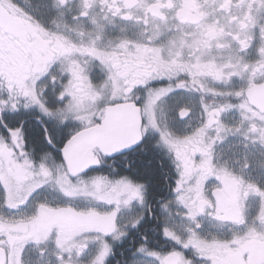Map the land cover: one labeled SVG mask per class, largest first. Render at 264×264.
<instances>
[{"label": "snow or ice", "instance_id": "snow-or-ice-1", "mask_svg": "<svg viewBox=\"0 0 264 264\" xmlns=\"http://www.w3.org/2000/svg\"><path fill=\"white\" fill-rule=\"evenodd\" d=\"M104 2L117 14H123V8L131 7L126 0L122 5H117L116 0ZM7 3L9 0H0V7ZM59 3L62 7L67 6V0H59ZM94 4L95 0H83L75 18L78 21L90 19ZM10 5L18 13L33 17L25 0H10ZM45 35H48L46 31ZM49 40L54 46L43 58L45 70L34 75L27 86H10L3 82L0 88V208L7 210V215H0V264H24L29 247L39 246L47 240L55 243L56 264H108L112 254L111 241L117 235L128 234L121 230V213L126 209L131 212L137 207L145 208L148 185L156 172L153 165L158 162L161 148L171 157L176 180L171 188L172 199L162 205L165 215L159 218V230L174 246L165 252L158 251L148 245L145 236L144 242L133 253L132 264H192L189 253L206 264H216L203 246L204 220L243 228L244 232L235 236V241L251 234L246 214L239 215L237 209H230L224 203V194L231 187L228 177L233 184L244 185V190L259 198L260 219L264 221V184L245 181L242 175L243 170L251 167V161L245 157L241 174L234 170L230 172L225 166H215L217 144L225 142L229 135L249 137L251 134L264 140V108L253 111L250 96L246 94L253 87L264 88V83L257 78V74L264 77V47L259 49L260 59L254 64L244 61L241 56L235 64H213L209 69L199 58L191 65H180L177 60L170 59L159 67L149 68L137 82L125 74L124 65L114 63L111 54L99 50L95 44L83 48L56 34L49 36ZM129 43L135 44L138 55L161 51L154 44L142 46L126 40H122L117 49H125ZM65 52L88 54L105 65L107 82H119L118 98L106 100L102 90L96 88L91 77L79 67H60L57 57ZM57 70L60 71L59 78L55 74ZM180 72L190 74L192 86L201 92L199 99L185 98L184 93L192 88L180 80ZM244 72L249 73L248 84L232 92L206 89L201 80L202 76L209 75L222 82L236 76L243 78ZM173 77L177 81L175 87L154 86L156 81ZM138 89L144 94L137 96ZM207 95L227 99L209 104L205 99ZM170 97L177 98L169 104ZM233 99L238 103L231 102ZM116 105H126L139 116L135 134L113 147L90 145L84 157L74 163L73 147L83 142L89 133L104 135L110 126V112ZM195 106L201 109L200 123L185 139L193 142L194 151L202 157L197 172L199 183L190 181L187 155L160 123L161 119L165 122L170 119L172 124H188ZM233 109H239L243 119L230 127L224 115ZM245 121H249L246 130ZM210 129H214V136L207 135ZM30 140L34 145L32 152L27 150ZM117 160L124 163L123 170L103 171L107 162ZM260 167L264 168V162ZM212 175L222 183L209 189ZM49 189L54 190L62 201L86 199L91 201V206L77 208L71 203H52L43 198ZM172 204L182 210L181 219L188 224L186 232L178 233L172 226L171 217L167 215ZM29 206L33 211L24 215L23 210ZM150 211L148 206L125 228H139ZM53 215H71L85 223L75 233L62 227L38 231L39 225ZM93 219L100 221L102 226L89 227L86 221ZM90 233L94 235L89 236ZM89 240L96 245L95 255L91 258H88ZM144 257L149 259L144 260Z\"/></svg>", "mask_w": 264, "mask_h": 264}, {"label": "flooded vegetation", "instance_id": "flooded-vegetation-1", "mask_svg": "<svg viewBox=\"0 0 264 264\" xmlns=\"http://www.w3.org/2000/svg\"><path fill=\"white\" fill-rule=\"evenodd\" d=\"M116 2L117 5H122L125 0H116ZM126 2L131 7L123 8V14H117L114 8L106 6L104 0H95L94 7L90 10V19L78 21L75 17L80 12L83 0H67L66 7H62L59 0H25V6L33 13L34 18L18 13L14 6L10 5L9 0V3L0 7V88L3 87V82H7L10 86H27L34 75L45 70L46 65L42 61L48 49L54 46L49 40L52 34L67 38L83 48L95 44L99 50L111 54L114 63L124 65L125 74L130 75L132 80L137 82L149 68L159 67L162 62L166 64L170 59L177 60L180 65H191L199 58L200 63L207 65L209 69L213 64L221 65L229 62L235 64L241 56L250 64L260 59L259 49L264 47V31H262L264 0H126ZM45 31L48 35H45ZM122 40L142 46L154 44L161 51L138 55L134 43H129L125 49H117V45ZM242 48L245 50L242 51ZM57 60L60 67L73 65L82 69L91 77L95 87L102 90L106 100L118 98L116 89L120 86L119 82H107V67L93 59L91 55L65 52L64 55L58 56ZM55 74L59 78L60 71L57 70ZM242 75L243 78L236 76L222 82L209 75L202 76L201 80L206 89L232 92L248 84L249 73L244 72ZM179 77L192 88V91L184 93L185 98L199 99L201 92L192 86L190 74L180 72ZM257 78L264 83V77L257 74ZM129 82L125 81V83ZM176 83L175 77L171 80L165 78L163 82H154V86L175 87ZM136 94L141 96L144 93L142 89H138ZM246 94L250 96V107L253 111L264 108V88L253 87ZM176 98L170 97L168 103L171 104ZM205 99L207 103L214 104L222 103L227 98L207 95ZM231 102L238 103L235 99ZM111 115L115 123L121 121V124L129 126L139 123V116L126 105H116L111 110ZM249 115L252 113L250 112ZM125 116L131 119L123 118ZM200 116L201 109L195 106L188 124L179 122L172 124L170 119L168 122L161 119L160 122L161 127L181 145L180 150L187 155L189 178L196 183H199L197 172L202 157L194 151L193 142L186 141L185 138L190 137L199 125ZM242 119L239 109H233L224 115V120L230 127L238 125ZM256 123L259 124L260 121L257 119ZM248 125L249 121H245V130ZM207 135L214 136V129H210ZM238 136L239 142L236 145L239 149V157L235 161L226 160L218 154V143L215 151V166H225L228 171L234 170L236 174H241V166L247 157L251 161V167L243 170L244 180L264 184V168L260 167L261 162H264V140L251 134L249 137L243 134ZM118 138L116 129L111 130L109 138L107 135L105 137V134L103 137H97V144L107 147L117 146ZM104 141L110 144H103ZM90 143L91 141L87 139L78 144L85 152ZM33 148L34 145L30 140L27 150L32 152ZM36 155L38 158V154ZM157 160L165 171L167 188L157 196L150 197L148 185L145 208L137 207L131 212L126 209L121 213L119 221L121 230H126L128 234L123 237L117 235L111 241L112 254L108 264H132L133 253L144 242L145 236L148 245L158 251L165 252L174 246L172 241L165 239L160 233L159 218L165 215L163 203L172 199L171 188L176 180V173L172 167L171 157L164 148L159 150ZM124 167V163L120 160L115 163L109 161L103 171L109 173L114 168L123 170ZM227 179L231 187L224 194V203L230 209H237L239 215L246 214L251 234L243 235L239 241H235L234 237L241 235L244 232L243 228L235 224L209 223L204 220L205 227L201 233L203 246L216 264H264V221L260 219V200L244 190V185L233 184L231 177ZM220 183L222 181L212 175L211 183L207 187L212 189ZM56 195L54 190L49 189L44 193L43 198L52 203H71L77 208H79L77 203H81L83 208L84 202H91L86 199L62 201L58 196L59 201ZM148 206L151 211L139 228H125L134 216L146 211ZM32 211V206H29L23 210V214L28 215ZM181 211L172 204L167 213L178 233L186 232L188 227L187 222L181 219ZM0 215H7V210L0 208ZM82 223L85 222L71 215H53L39 225L38 231L62 227L65 231L75 233ZM86 223L94 224L91 220ZM100 226H102L101 222L97 220V227ZM42 246L43 244L30 246L27 252L34 251L32 253L39 254L41 252H38V249ZM95 252L96 248L93 252L88 251V258L94 256ZM189 258L192 264H206L205 261L196 259L193 253H189Z\"/></svg>", "mask_w": 264, "mask_h": 264}, {"label": "rangeland", "instance_id": "rangeland-1", "mask_svg": "<svg viewBox=\"0 0 264 264\" xmlns=\"http://www.w3.org/2000/svg\"><path fill=\"white\" fill-rule=\"evenodd\" d=\"M237 142H239L238 134L229 135L225 142L219 143L218 154L222 155L228 161H235L239 157L238 156L239 149L238 146L236 145ZM56 196H57L56 197L57 200H59L58 194ZM84 203L85 204L83 208H88L91 206V202H84ZM77 206L81 208V203H77ZM91 221L94 222V224H89L88 226L97 227V220L93 219ZM79 227L80 226H78V228ZM88 243H89L88 251L93 252L94 249L96 248V245L94 243H91L90 240ZM42 244L43 246L38 249V252L41 253L36 254V253H32L34 251H30L25 254L24 264H56L57 249L55 243L52 240H47L45 243Z\"/></svg>", "mask_w": 264, "mask_h": 264}, {"label": "water", "instance_id": "water-1", "mask_svg": "<svg viewBox=\"0 0 264 264\" xmlns=\"http://www.w3.org/2000/svg\"><path fill=\"white\" fill-rule=\"evenodd\" d=\"M119 113H124V112H119ZM123 118H126V119H131V117H123ZM109 119H110V126H109V129L108 131L105 133V137L107 135V138L110 137V134H111V130H115L117 131V134H118V140H117V143L118 144H121L122 142H124L126 139L130 138L132 135L135 134L136 130L139 128V123L138 125H123L121 124V121H118V123H115L113 122V117L111 115V112H110V115H109ZM121 119V118H120ZM139 122V120H138ZM97 136L96 134L94 133H89L87 136H86V139H89V141H91L90 145H94V144H97ZM100 137H103L100 136ZM106 144V145H109L110 143L108 141H104L103 144ZM110 147V146H109ZM87 152V150L84 152L83 149L80 148V144L78 145H75L72 149V152H71V155H72V159H73V162L74 163H77L79 162L83 157H84V154Z\"/></svg>", "mask_w": 264, "mask_h": 264}, {"label": "trees", "instance_id": "trees-1", "mask_svg": "<svg viewBox=\"0 0 264 264\" xmlns=\"http://www.w3.org/2000/svg\"><path fill=\"white\" fill-rule=\"evenodd\" d=\"M160 161L155 163L153 167L156 169L155 175L151 178L150 186V197L157 196L161 191L167 188L165 171L160 166Z\"/></svg>", "mask_w": 264, "mask_h": 264}, {"label": "bare ground", "instance_id": "bare-ground-1", "mask_svg": "<svg viewBox=\"0 0 264 264\" xmlns=\"http://www.w3.org/2000/svg\"><path fill=\"white\" fill-rule=\"evenodd\" d=\"M119 120V119H118ZM114 145V144H113Z\"/></svg>", "mask_w": 264, "mask_h": 264}]
</instances>
